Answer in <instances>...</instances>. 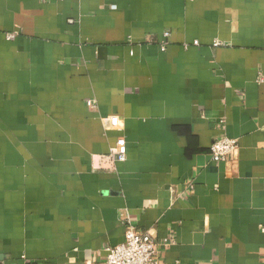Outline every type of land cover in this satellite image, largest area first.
<instances>
[{"label":"crops","instance_id":"crops-1","mask_svg":"<svg viewBox=\"0 0 264 264\" xmlns=\"http://www.w3.org/2000/svg\"><path fill=\"white\" fill-rule=\"evenodd\" d=\"M259 76L264 0H0V264H264Z\"/></svg>","mask_w":264,"mask_h":264},{"label":"built area","instance_id":"built-area-1","mask_svg":"<svg viewBox=\"0 0 264 264\" xmlns=\"http://www.w3.org/2000/svg\"><path fill=\"white\" fill-rule=\"evenodd\" d=\"M16 34H8L7 39L12 40ZM169 34L165 33V37ZM197 46L198 42H193ZM219 42L213 44L214 47L219 46ZM259 82L264 83V77L259 76ZM88 108L95 106L94 102L87 101ZM237 141L221 137L215 140L210 146L211 160L215 164L225 162L228 157L235 152ZM116 163H123L126 160V144L123 138H118L113 147L109 149L107 158ZM107 256L104 264H158L156 254L155 237L152 231L142 232L134 225L126 226L124 234V242L120 245L110 247L106 250Z\"/></svg>","mask_w":264,"mask_h":264}]
</instances>
